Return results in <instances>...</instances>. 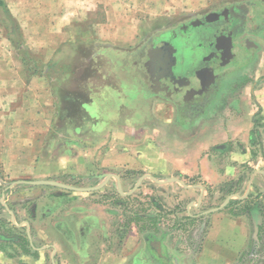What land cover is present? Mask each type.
<instances>
[{"label":"crops","instance_id":"1","mask_svg":"<svg viewBox=\"0 0 264 264\" xmlns=\"http://www.w3.org/2000/svg\"><path fill=\"white\" fill-rule=\"evenodd\" d=\"M238 4L246 8L248 28L256 32L250 40L258 49L241 45L236 50V59L218 81L210 77L199 83L176 79L154 82L145 76L143 80L135 76L127 84L115 87L98 81L110 76H95L97 81L93 76L88 84L89 101L76 107L78 113L68 115L77 118L80 114L83 125L92 123L98 135L110 133V137L96 142L74 138L66 144L84 142L97 149L92 152L82 148L74 161L69 162L66 154L56 161L64 167L61 176L114 175L120 180L113 170L124 168L138 178L151 176L164 180L160 186L166 190L176 186L185 198H190L185 208L186 219L192 223L188 232L164 226L140 231L135 225L129 228L118 225L117 235L112 236L109 231L111 226L115 227L112 222L117 211L99 203H83L64 215V225L55 224L54 230L60 235L55 232L41 247L36 246L40 235H32L31 251L0 255L6 260L4 264H13L14 258L19 260L18 264H41V255L46 252L51 264H240L242 252L250 245L249 257L262 260L255 264L264 263V250L255 254L256 247L264 244V0H241L225 7ZM81 46L84 45L75 48ZM116 46L129 55L134 45ZM103 52L95 54L91 62L103 56L104 61L117 65L109 57L105 59ZM54 53L55 50L43 53L46 63ZM26 83L34 97L42 92L45 100L42 104L50 106L49 111L44 107L35 112L37 119L44 122L32 129L37 132L48 129L56 113L54 98L48 90L52 81L46 76H35ZM214 83L219 92L217 105L212 108ZM206 95L209 102L202 101ZM200 105L204 110L198 113L194 109ZM71 127L75 128L74 135L78 134L77 123ZM30 143L35 149L38 138L34 137ZM39 153L36 150L27 157L32 173H36L34 165ZM76 162L85 167L80 169ZM94 162L98 169L92 166ZM89 167L91 172L84 173ZM173 178L177 181L165 182ZM254 191L255 196L251 195ZM212 195L222 196L224 201L231 199L220 211L206 215L205 212L214 209ZM235 205H240L243 212H232ZM9 213L13 216L10 224L15 234H24L23 226L28 228V224H17L13 213ZM13 239L6 240L14 242Z\"/></svg>","mask_w":264,"mask_h":264},{"label":"rangeland","instance_id":"2","mask_svg":"<svg viewBox=\"0 0 264 264\" xmlns=\"http://www.w3.org/2000/svg\"><path fill=\"white\" fill-rule=\"evenodd\" d=\"M0 1L2 2L0 4V255L6 256L14 251V253L30 252L32 247L29 244L32 235H40V238L37 236L39 239H37V247L46 245L52 234L60 235L59 231L54 230L55 224L64 225V215L83 203L85 205L99 203L117 211L116 217L113 218L115 220L112 222L115 227L111 226L109 231L112 236L117 235L118 225H124L126 228L135 225L140 231L149 229L154 231L164 226L169 230L188 232L192 223L186 219L185 208L190 198H185L183 191L178 190L176 186L175 188L170 186L171 188L166 190L161 188L160 185L163 184H157L149 178L144 179L138 190L129 196L118 193L117 181L114 178H111L100 190L90 193L72 192L49 186L9 187V183L14 181L38 180L57 181L83 188L103 184L105 178H93L91 174L61 176L64 167L57 165L56 161L59 156L66 154L71 162L82 148L90 149L92 152L97 149L94 145L86 146L84 142L81 144L79 142V145L66 144L74 138L95 142L101 138L102 141H107L110 133L98 135V132L94 130V124L83 125L81 116L68 118L67 111L61 112V107H58L61 101H68L72 103L71 113L75 112L79 103L74 100V93L79 94L82 91L85 93L91 90L89 85L86 88L79 86L74 66L71 67L72 75L67 81L69 91L74 92L73 95L66 92L60 93L54 89L56 84L50 75H41V77L46 76L48 81H52L48 90L54 98L53 108H56V113L52 115L53 120L51 119L52 123L48 129L40 132L32 129L34 125L44 122L37 119L35 112L44 107L49 111L50 106L42 104V101H45L42 92L34 97L27 88L26 82L29 79L21 62V55L9 40L4 25L18 27V34L11 35V38L20 39L24 50L32 55L31 57L37 61L38 65L47 64L43 53L46 54L52 50H55V53L51 60H59L62 64L73 62L79 50L75 48L76 45H84L79 47L82 48L83 53L79 55L87 56L90 52L98 55L104 51L105 59L109 57L112 63L117 65L104 61L102 56L94 61L90 74L92 78L93 76H110L105 80L98 79L99 83L118 87L119 83L127 84L126 82H129L130 78L134 79L135 76L138 80L139 77L142 80L145 79V70L142 65L134 66L137 60L132 54L135 49H141L148 39L168 29L176 28L193 18L201 17L241 0ZM4 8L8 10L9 15L4 13ZM120 43L134 45L129 55L117 48L116 45ZM93 79L97 81L96 77ZM76 123L81 128L77 127L80 130L74 135L75 128L71 125ZM34 137L38 138L39 143L35 149L30 145ZM36 150L40 153L35 161L36 166L34 165L36 173H32L29 167L30 160L27 157L36 153ZM74 164L80 169L85 167L82 163ZM69 165L71 164L68 163ZM92 166L98 169L96 162L92 163ZM91 169L87 168L84 173L91 172ZM113 171L120 176L123 193L130 192L139 179L128 169L117 168ZM57 174L60 175L57 176ZM39 175L53 178L41 179ZM243 191L244 189L241 195ZM251 195L255 196V191ZM223 202L222 196L212 195L213 208L222 205ZM235 206L232 207V212L235 214L243 212L239 208L240 205ZM10 211L17 224L22 222L28 224V228L23 226L24 234L22 232L15 234L16 230L12 229L10 224L13 218ZM27 231L30 236L27 235ZM8 238H14L15 241H7ZM251 248L250 245L242 252L239 258L240 264H255L257 261H262L259 257H249ZM256 248L258 249H255V254L260 255L264 250V244ZM41 256V264H51L48 252L42 253ZM14 259L13 264H18L19 260ZM4 262H6L5 258L0 256V264Z\"/></svg>","mask_w":264,"mask_h":264},{"label":"flooded vegetation","instance_id":"3","mask_svg":"<svg viewBox=\"0 0 264 264\" xmlns=\"http://www.w3.org/2000/svg\"><path fill=\"white\" fill-rule=\"evenodd\" d=\"M223 9L228 10L226 17L222 15L219 20L190 26L192 21L203 20L210 13H218ZM247 19L244 5L238 4L216 9L182 23L176 28L154 35L145 42L144 47L136 50L133 57L137 61L134 63L142 65L145 77L149 81L156 82L158 79L166 81L177 78L194 83L192 79L196 75H198L196 83L210 77L218 78L216 80L218 81L236 59V50L241 45H250L253 50L258 49L250 40L251 37H255L256 32L249 30ZM256 54L257 52L253 54V57ZM216 91L217 85L214 83L212 85V108L217 105L216 96L219 91ZM202 101L209 102V95L202 98ZM189 109L186 108L187 111ZM194 110L200 113L204 109L200 105Z\"/></svg>","mask_w":264,"mask_h":264},{"label":"trees","instance_id":"4","mask_svg":"<svg viewBox=\"0 0 264 264\" xmlns=\"http://www.w3.org/2000/svg\"><path fill=\"white\" fill-rule=\"evenodd\" d=\"M0 4H2L1 1ZM5 8H4V13L9 15L8 10ZM4 27L7 30L9 40L12 42V44H14L13 45L14 48L17 49L21 55L20 59L23 66L25 67V73L27 79H30L35 76L50 75L52 77V80H54L56 84V86H54V89H56L60 93L66 92L70 95H73L74 92L69 91L70 89L67 81L72 75L71 67L74 66L77 72L76 73L77 75L75 77L77 78L79 86L82 88H86V86L89 84V81L92 78V75L90 74V69L91 67H93V62H91V59L94 56V54L92 52H90L87 56L79 55V54H83L81 52L82 48H79V50H77L78 54H76V57L73 59V62L70 64L69 62L62 64L59 62V60L54 59L44 66L38 65L37 61H35L31 57L32 55H30V53H28L27 50H24L20 39L14 40L11 38V35L18 34L19 32L18 27L16 25H11V26L4 25ZM90 94L91 92L89 90L85 91V93L84 91H82L79 94L74 93L75 98L77 99V103H79V105L88 102L90 99ZM58 107H61V110H65L68 113L71 112L72 103L63 100L58 104ZM78 111L79 110L76 109L75 112L78 113ZM69 115L72 116L71 113Z\"/></svg>","mask_w":264,"mask_h":264},{"label":"water","instance_id":"5","mask_svg":"<svg viewBox=\"0 0 264 264\" xmlns=\"http://www.w3.org/2000/svg\"><path fill=\"white\" fill-rule=\"evenodd\" d=\"M227 12L228 10L226 9H223L221 10V12H218V13H210L209 15H207L203 20H196V21H192L190 23V26H194L195 24H204L205 22H212V20H219L220 18H222V15L224 17H226L227 15ZM176 80H178L177 78H175ZM198 79V75H196V77L192 80H197ZM115 178L116 181H117V191L120 195L122 196H129L131 195L132 193H134L138 188L139 186L141 185L143 179L145 178V176L141 177L138 179L136 185L133 187V189L130 191V192H127V193H123L122 192V186H121V183H120V180L118 179V177L114 176V175H108L105 179V182L101 185H98V186H95V187H75V186H71V185H67V184H64V183H60V182H57V181H50V180H38V181H14V182H11L9 183V187H14V186H17V185H29V186H49V187H55V188H60V189H63V190H67V191H72V192H78V193H90V192H95V191H98L100 190L102 187H104L108 181L111 179V178ZM148 178H150L151 180H153L155 183L157 184H163L164 182L162 181H159L157 179H155L154 177H151V176H147ZM171 180H175L177 181L176 178H173V179H167L165 182H170ZM231 199V197L227 198L222 205H220L219 207H216L212 210H209L208 212H205L204 214H210V213H215V212H218L220 211L221 209H223L227 203L229 202V200Z\"/></svg>","mask_w":264,"mask_h":264}]
</instances>
